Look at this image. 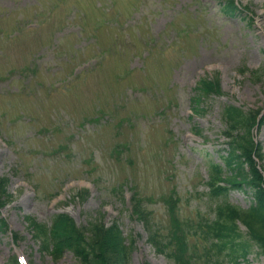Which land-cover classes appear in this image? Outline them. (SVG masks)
I'll list each match as a JSON object with an SVG mask.
<instances>
[{
    "label": "rangeland",
    "instance_id": "1",
    "mask_svg": "<svg viewBox=\"0 0 264 264\" xmlns=\"http://www.w3.org/2000/svg\"><path fill=\"white\" fill-rule=\"evenodd\" d=\"M225 1L0 0V177L13 196L0 209V264L16 255L79 264L27 230V217L49 225L61 213L80 226L100 214L117 222L125 243L134 240L126 264H175L167 253L180 264H230L206 255L198 228L213 218L206 181L223 165L221 109L264 119V0H234L236 10ZM204 75L220 95L194 98ZM253 138L264 163V121ZM227 197L251 202L237 189ZM136 199L166 254L134 218ZM240 264L264 260L254 248Z\"/></svg>",
    "mask_w": 264,
    "mask_h": 264
},
{
    "label": "trees",
    "instance_id": "2",
    "mask_svg": "<svg viewBox=\"0 0 264 264\" xmlns=\"http://www.w3.org/2000/svg\"><path fill=\"white\" fill-rule=\"evenodd\" d=\"M226 4L236 9L233 1ZM195 90L200 99L221 93L218 82L206 78L200 80ZM258 114V110L244 111L235 105L223 106V165H211V173L206 181L209 197L214 201L211 209L213 219H203L198 229L208 242L206 255H213L215 260L228 261L230 264L247 262L254 248L257 249V255L264 259V163L261 146L253 138L255 127L263 122ZM6 185L7 179L0 177V209L13 199L6 191ZM234 189L252 195L248 208L243 209L229 202L228 193ZM87 196V191L77 192V197L82 201ZM132 211L146 228L150 245L166 254L167 248L161 247L162 241L153 230L150 213L138 199L134 200ZM103 219L104 215L100 214L85 226H79L69 215L61 213L54 214L49 225L29 217L26 218V225L28 230L34 232L36 241L42 243V249H49L55 258L69 251L79 264H126L134 248V240L127 245L117 222L107 226ZM241 226L245 231L241 230ZM5 229L6 224L0 218V235ZM167 256L175 264H180V256L174 258L168 253ZM210 258L213 260L212 256ZM11 264H16L15 259Z\"/></svg>",
    "mask_w": 264,
    "mask_h": 264
}]
</instances>
